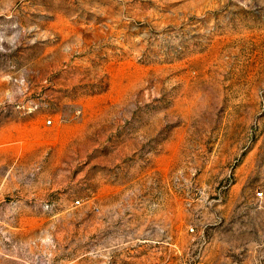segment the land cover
I'll return each instance as SVG.
<instances>
[{
  "label": "rangeland",
  "instance_id": "rangeland-1",
  "mask_svg": "<svg viewBox=\"0 0 264 264\" xmlns=\"http://www.w3.org/2000/svg\"><path fill=\"white\" fill-rule=\"evenodd\" d=\"M0 264H264V0H0Z\"/></svg>",
  "mask_w": 264,
  "mask_h": 264
},
{
  "label": "built area",
  "instance_id": "built-area-1",
  "mask_svg": "<svg viewBox=\"0 0 264 264\" xmlns=\"http://www.w3.org/2000/svg\"><path fill=\"white\" fill-rule=\"evenodd\" d=\"M48 124H50V121L48 122Z\"/></svg>",
  "mask_w": 264,
  "mask_h": 264
}]
</instances>
